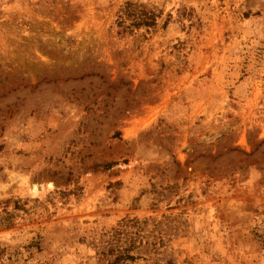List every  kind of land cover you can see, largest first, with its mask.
<instances>
[{
    "label": "rangeland",
    "instance_id": "1",
    "mask_svg": "<svg viewBox=\"0 0 264 264\" xmlns=\"http://www.w3.org/2000/svg\"><path fill=\"white\" fill-rule=\"evenodd\" d=\"M0 264H264V0H0Z\"/></svg>",
    "mask_w": 264,
    "mask_h": 264
},
{
    "label": "trees",
    "instance_id": "2",
    "mask_svg": "<svg viewBox=\"0 0 264 264\" xmlns=\"http://www.w3.org/2000/svg\"><path fill=\"white\" fill-rule=\"evenodd\" d=\"M119 259V256L116 257L115 262Z\"/></svg>",
    "mask_w": 264,
    "mask_h": 264
}]
</instances>
